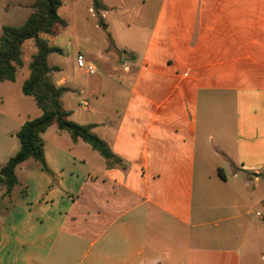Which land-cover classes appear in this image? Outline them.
I'll use <instances>...</instances> for the list:
<instances>
[{
  "label": "crops",
  "instance_id": "obj_1",
  "mask_svg": "<svg viewBox=\"0 0 264 264\" xmlns=\"http://www.w3.org/2000/svg\"><path fill=\"white\" fill-rule=\"evenodd\" d=\"M17 1L2 4L0 33L11 12L30 13L34 0ZM58 9L65 25L41 34L61 49L46 77L68 89L67 119L90 125L123 167L50 124L47 170L28 158L9 191L0 183V264H264V0ZM34 53L26 40L14 79L0 81V168L41 114L22 92Z\"/></svg>",
  "mask_w": 264,
  "mask_h": 264
},
{
  "label": "trees",
  "instance_id": "obj_2",
  "mask_svg": "<svg viewBox=\"0 0 264 264\" xmlns=\"http://www.w3.org/2000/svg\"><path fill=\"white\" fill-rule=\"evenodd\" d=\"M61 2L62 0H34L30 4L31 11L22 24L1 27L0 81L14 79L17 67L22 65L23 43L32 39L35 53L29 63V77L22 84V92L33 97L41 110L38 117L26 120L21 125L16 133L19 149L0 168V183L6 186V191L16 183L14 169L25 159L33 158L41 164L43 170H47L41 133L52 123L60 130H66L73 139L81 138L89 143L110 165L123 167L121 160L112 153L108 145L91 132L90 125H81L67 119V111L63 109L60 98L68 89L52 84L46 77L54 69L48 66L47 56L50 53H61V49L50 46L41 34H52L56 26L65 25L57 12ZM94 3L96 5V0Z\"/></svg>",
  "mask_w": 264,
  "mask_h": 264
},
{
  "label": "rangeland",
  "instance_id": "obj_3",
  "mask_svg": "<svg viewBox=\"0 0 264 264\" xmlns=\"http://www.w3.org/2000/svg\"><path fill=\"white\" fill-rule=\"evenodd\" d=\"M7 1H10V3L11 4H13V3H16V1L17 0H0V8L2 7V4L4 3V2H7ZM22 1H26V0H22ZM18 2V1H17ZM15 5V4H14ZM86 9H87V7H86ZM86 12H87V15H88V18H89V20H90V22H91V25H92V27H91V36L97 41V42H99V41H104V38H105V35H104V32L100 29V28H97V27H95L94 26V21H93V18H91L90 17V13L88 12V10H86ZM18 13H21V16L23 17V15H24V17H26V15L29 13V11H23L22 9L21 10H19L17 13H12L11 12V15L8 17V18H6L7 19V21L9 22V23H11L12 25H18L22 20H21V16H18ZM58 14L60 15L61 14V9H58ZM73 49H75V47L73 46Z\"/></svg>",
  "mask_w": 264,
  "mask_h": 264
},
{
  "label": "built area",
  "instance_id": "obj_4",
  "mask_svg": "<svg viewBox=\"0 0 264 264\" xmlns=\"http://www.w3.org/2000/svg\"><path fill=\"white\" fill-rule=\"evenodd\" d=\"M75 61L79 69H83L90 74L95 73L96 67L94 66V64L86 62L81 54L76 55Z\"/></svg>",
  "mask_w": 264,
  "mask_h": 264
}]
</instances>
